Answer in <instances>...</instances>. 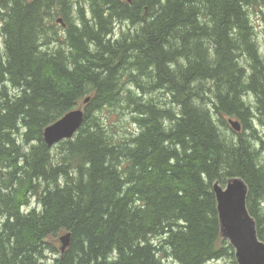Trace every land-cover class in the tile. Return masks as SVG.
<instances>
[{"label": "trees", "instance_id": "obj_1", "mask_svg": "<svg viewBox=\"0 0 264 264\" xmlns=\"http://www.w3.org/2000/svg\"><path fill=\"white\" fill-rule=\"evenodd\" d=\"M256 11L264 0H0V264H235L212 190L232 178L264 240ZM79 105L53 153L45 127ZM124 105L138 131L122 141L102 113Z\"/></svg>", "mask_w": 264, "mask_h": 264}, {"label": "water", "instance_id": "obj_2", "mask_svg": "<svg viewBox=\"0 0 264 264\" xmlns=\"http://www.w3.org/2000/svg\"><path fill=\"white\" fill-rule=\"evenodd\" d=\"M130 3L131 0H121ZM58 22L62 23L59 18ZM89 98L84 99L83 104ZM84 118L81 105L65 113L61 118L45 127L43 140L52 147L62 140L72 138L80 129ZM230 127L240 132L241 126L237 121H230ZM215 194L216 209L222 239L229 242L234 249L238 264H264V242L259 240L256 225L246 206L248 188L240 178H232L224 186L215 182L212 185ZM60 252H63L70 242V234L61 238Z\"/></svg>", "mask_w": 264, "mask_h": 264}, {"label": "rangeland", "instance_id": "obj_3", "mask_svg": "<svg viewBox=\"0 0 264 264\" xmlns=\"http://www.w3.org/2000/svg\"><path fill=\"white\" fill-rule=\"evenodd\" d=\"M263 14L262 12L256 11L254 13H252L250 15V20L253 23V25L255 26V31L257 33V42L259 44H263V27H264V22H263ZM54 27L56 28H62V25L59 24L58 22H55ZM116 30V34L114 35L116 38H118L120 35L119 34V26L117 25L115 27ZM124 31V28L122 29V32ZM2 39L0 37V46L2 47ZM252 76V69H251V73L249 74ZM160 94L156 95L158 97H160L161 101L164 102L165 101H169V95L168 94H163L161 92H159ZM153 96V95H152ZM146 97H150V96H146ZM161 106H164V103L161 104ZM254 110V109H253ZM132 113L130 112L129 109L126 108V106L124 105V107H121L119 109H107L102 113V119L104 121V123L107 125V128L111 131L114 132L116 134V137L118 138H123V137H128L131 133H135L138 131V127L133 123L132 121ZM227 125L229 126V122L230 121H236V119L229 118V117H224ZM253 124H255V126L257 127L258 131H260V134L263 135V132L261 130V126H259L256 122H253ZM241 126V125H240ZM230 127V126H229ZM231 128V127H230ZM232 129V128H231ZM242 130V128L240 129V131ZM243 131V130H242ZM229 132V131H228ZM127 140L126 138H123L122 141ZM57 145V144H56ZM54 145V146H56ZM52 146V148L54 149L53 153H56V148ZM262 152V156H263V161H264V149L261 150ZM230 180V179H229ZM35 206V207H34ZM39 208V205L36 204L35 199H31V204H29L28 206H26L24 208V210L22 209V211H29L32 208ZM65 233H60L58 234L55 238H50L48 240V242L51 244L52 247H54V251H60V247H61V241L60 238L64 235ZM222 239V238H221ZM225 240V239H222ZM259 240L263 241L262 239L259 238ZM227 241V240H226ZM228 242V241H227ZM229 243V242H228ZM234 251V249H233ZM48 254L50 255L51 253L48 252ZM233 260L235 262V264H237L235 257L233 256ZM166 263L167 264H175L172 260L166 259ZM206 264H234L231 257H223L219 260L216 261H210Z\"/></svg>", "mask_w": 264, "mask_h": 264}, {"label": "bare ground", "instance_id": "obj_4", "mask_svg": "<svg viewBox=\"0 0 264 264\" xmlns=\"http://www.w3.org/2000/svg\"><path fill=\"white\" fill-rule=\"evenodd\" d=\"M109 38V37H108ZM133 67V66H132ZM134 68V67H133ZM32 198H33V196H31ZM31 198V199H32ZM33 200V199H32ZM31 204V203H30ZM37 204V203H36ZM35 207V206H34ZM21 208V207H20ZM32 208V207H31ZM24 209V208H23ZM259 239V238H258ZM158 242V241H157ZM160 243V242H159ZM231 246V245H230ZM234 257H235V255H234ZM236 259V258H235ZM236 262H237V260H236ZM238 264V263H237Z\"/></svg>", "mask_w": 264, "mask_h": 264}]
</instances>
